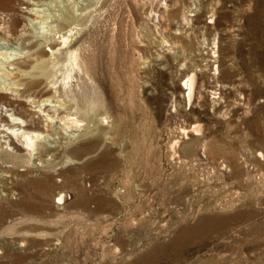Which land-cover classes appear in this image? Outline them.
Segmentation results:
<instances>
[{"label": "rangeland", "instance_id": "rangeland-1", "mask_svg": "<svg viewBox=\"0 0 264 264\" xmlns=\"http://www.w3.org/2000/svg\"><path fill=\"white\" fill-rule=\"evenodd\" d=\"M246 1L211 0L213 10L202 15L221 24L211 39L222 63L233 56L235 42L221 27L249 14L240 12ZM91 2L90 17L72 36L85 72L73 73L72 92L60 89L44 110L57 118L68 97L78 106L97 98V119L77 116L83 125L76 131L50 124L43 129L49 150L31 164L23 151L0 152V264H264V80L256 82L257 102L225 107L213 102L219 83L211 66V93L187 105L177 76L185 63L173 60L176 38L160 19L169 0H57L40 7L41 14L49 20ZM196 3L179 0L176 22L186 16L190 25ZM26 6L0 0V24L25 33L0 40V84L21 83L12 94L0 93V102L34 125L43 117L26 110L22 95L38 99L41 77L36 68L19 77L3 68L29 49L27 35L49 24L44 17L32 24ZM195 33L188 42L183 38L184 48L209 43L205 31ZM250 57L245 54L247 63ZM61 78L57 72L54 80ZM195 123L206 139L182 132ZM72 132L78 135L69 137ZM64 190L70 199L55 207L54 197Z\"/></svg>", "mask_w": 264, "mask_h": 264}, {"label": "bare ground", "instance_id": "bare-ground-1", "mask_svg": "<svg viewBox=\"0 0 264 264\" xmlns=\"http://www.w3.org/2000/svg\"><path fill=\"white\" fill-rule=\"evenodd\" d=\"M24 1L27 3V6L24 7L26 8L25 12L30 15L31 18L28 16L24 17L26 19L28 18L32 24H35L37 23V18L44 17L41 14L42 6L47 4L50 5L57 0ZM210 1L211 0H197L196 8L194 7V9L190 10L194 11V14H188L190 16H195L194 19H191L192 23L190 25L188 24L190 19H187L186 16H183L180 22H176L179 0H169V2L164 3L165 5L161 8L160 19L165 21V25H167L169 32L176 38L172 44L170 43L171 47L169 50L174 48L173 57H171L173 60L179 61L180 59L185 63L184 67L178 68V71L179 69L181 70L177 72L179 92L182 94L187 105H191L193 102H205V96L211 93L212 90L208 81V76L206 75L207 71L212 66V71H215L214 73L217 75L216 82L219 83V91L216 93L217 96L213 97L215 98L213 102H222L225 107H231L236 104V102H257V97L260 95L261 90L256 86V82L260 79L264 80V0H247L241 6L240 12L244 14L246 9H249V14H244L242 20L239 19L234 23H230L228 26L221 27V29L227 33L226 37H228L229 43L232 44L235 42L233 45V56L230 54L227 55V60L223 63L219 58L218 49L213 50L212 48L214 43H216L217 48L219 47L218 41L211 39L213 34L212 29L221 26V24L219 20L216 19L203 20L202 18L203 14H206L209 10H213L214 6ZM94 5H96V2H91L80 9L68 10L56 14L53 19L49 20L44 17L45 21L49 22L46 29H41L42 31L39 32L41 34L32 33L24 38V40H30V42L27 43L29 49L27 51H22L24 55L20 54L17 58L18 60H11L10 62L9 59L7 63L4 64L3 68L5 73L13 77L29 74L30 70L36 68L35 73L42 79L40 83H44L42 94L38 99L30 97L28 94L22 96L25 97L24 102L26 101V105L29 106L26 110L37 112L43 119L38 120V122H33L34 125L30 122L27 123L19 115L17 116L15 112H11L12 109L8 108V105H11L9 102H0L1 153L19 156V152L23 151L24 155H26L25 158L27 162L31 164L33 163L31 161H34L36 158L34 156L35 154L40 153L45 155L49 150V144L46 142L48 140V134L44 132L43 129L46 130L47 127L51 126L50 124L58 123V125H64L67 129L70 126H74L75 128L72 130L76 131L78 126L83 125V123L78 124L79 119H76L77 116L81 117L82 120H87V117L89 119H97L98 113L96 112L95 105L100 102L97 98H92L89 101H81L89 103L78 106L76 103L78 101L73 97H68L67 103L64 102L59 105L62 107V110L57 118H54L56 115L53 114V116L46 112L47 110H44L45 106L50 105L49 101L58 98L59 95L57 94L60 92V89L63 95H67V92H72L68 80L72 78L73 73L76 72L79 74L80 72H85L83 64L78 57V52L76 48H74L72 36L75 35L77 27L82 24L81 22L87 20L86 15ZM20 18L21 17L17 15L14 22L18 21ZM200 31H205L206 37H209L208 40L210 39V41L208 44L199 40V43L196 45L194 44L193 47L184 48V45H181L184 44L183 38H185L187 42L190 40L189 34L191 32L197 33ZM24 35L25 33L16 30L13 24H0V40H2V43L9 40H18ZM178 42L180 44H177ZM242 42L249 45L247 51L240 50L239 46H241ZM164 43H166V41H164ZM205 50L209 52V57L206 55L207 52ZM247 53L251 55L250 63H247L245 60V54ZM64 55L66 56L65 61H63ZM169 63L170 61L167 57L163 62V66L166 70ZM222 64L226 68L223 67V69L220 70V65ZM57 72H61L62 75L59 84L57 80H54ZM17 81L18 79L13 83L15 87L8 86L4 83L0 84V93L7 95L12 94L13 88L21 89L18 87L21 83ZM36 83L39 84L37 81L31 82L32 85ZM189 130L194 134H201L202 139H206V136L203 135L204 132H202V124H192L190 129L187 130L183 128L182 132L186 135ZM75 135H78V133L72 132L68 136L73 137ZM41 139H43V141H41ZM38 141L43 142L41 145L42 148L37 144ZM176 145L177 140L171 142L170 148L172 151L175 149ZM203 145H205V142ZM257 156L262 158V152L257 151ZM46 159L47 158H44V160ZM35 164H39V162ZM64 191L56 192L57 194L55 197H57L58 202L64 200Z\"/></svg>", "mask_w": 264, "mask_h": 264}, {"label": "built area", "instance_id": "built-area-1", "mask_svg": "<svg viewBox=\"0 0 264 264\" xmlns=\"http://www.w3.org/2000/svg\"><path fill=\"white\" fill-rule=\"evenodd\" d=\"M64 193H65V197L62 202H58L57 197H54L53 201H54L55 207H62L70 199L69 192L65 190Z\"/></svg>", "mask_w": 264, "mask_h": 264}]
</instances>
